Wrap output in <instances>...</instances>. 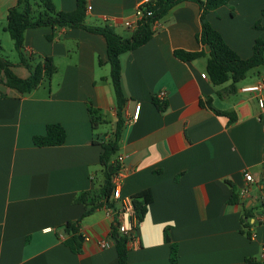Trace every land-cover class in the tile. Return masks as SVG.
I'll list each match as a JSON object with an SVG mask.
<instances>
[{"label": "crops", "instance_id": "obj_1", "mask_svg": "<svg viewBox=\"0 0 264 264\" xmlns=\"http://www.w3.org/2000/svg\"><path fill=\"white\" fill-rule=\"evenodd\" d=\"M16 1L0 0L3 30ZM51 1L58 10L75 8V0ZM139 1L85 0V22L108 24L127 36L122 21ZM262 8L264 0H229L206 19L247 58L254 40L264 38V29L253 28L256 21L264 24ZM199 31L198 5L181 1L157 19L145 44L118 57L124 124L111 161L122 156L121 197L130 199L143 189L152 196L140 221L124 212L131 232L127 264H241L248 257L264 264V106L241 91L264 76L236 86L233 96L222 93L229 82L213 85L201 76L205 56L182 61L173 54L200 50ZM2 50L0 42L10 70L28 77L16 50L14 60ZM22 52L40 68L50 57L55 71L23 94L0 81V264H117L121 199L110 195L108 206L102 198L79 199L87 191L97 196L105 183L100 143L112 136L116 122L105 38L81 28L43 25L24 31ZM152 98L165 101L166 108L158 110ZM215 110L232 112L234 120ZM48 123L63 127L64 141L34 145L32 136L44 134ZM245 170L253 181H245ZM233 194L236 201L230 202ZM245 208L251 237L240 231ZM76 221L78 251L64 243L63 230L66 222Z\"/></svg>", "mask_w": 264, "mask_h": 264}, {"label": "trees", "instance_id": "obj_2", "mask_svg": "<svg viewBox=\"0 0 264 264\" xmlns=\"http://www.w3.org/2000/svg\"><path fill=\"white\" fill-rule=\"evenodd\" d=\"M181 1H192L199 7L200 31L195 35V39L201 45V48L197 51L175 49L173 51L174 56L182 61H190L205 56V75L209 81L213 85H222L229 82L220 91L224 94L235 93V83L244 78L250 69L264 63V38H256L254 40L252 53L247 58H241L229 47L221 34L206 19V14L209 11L226 4L229 0H150L146 7L151 11V15L144 17L143 21L127 36L116 33L108 24H87L85 22V0H75V8L71 11L56 9L51 0H17L16 4L8 9L5 30L13 41L14 49L19 57V63L29 70V76L26 78L16 76L10 70L8 60L0 55V81L5 86L13 88L22 94L38 86L43 77H49L55 71V66L48 56L44 57L42 68L32 66L29 60L24 57L22 43L26 29L43 25L51 27H75L89 32L99 33L105 38L110 66V81L114 94L116 122L112 136L100 143L101 153L99 155V164L103 168L105 183L101 186L97 196L95 193L87 191L83 192L79 199L85 201L88 197H92L93 199L102 198L106 205H109L108 198L112 191L111 177L117 169L116 162L111 161V158L118 150V141L124 124L122 111L125 104V97L120 86L119 55L122 52L133 50L145 44L152 37L153 26L157 19L170 7ZM261 16L264 19V8L261 9ZM253 28L264 29V24L261 25L260 21H256L253 24ZM204 47H207V51ZM3 95V93L0 94V96ZM152 101L158 110L163 111L166 108L165 101H158L156 98H152ZM205 104L210 107V100L207 99ZM215 112L219 115L227 116L229 122L234 120L232 112L221 110H215ZM64 138L65 132L59 123H48L45 126L44 134L33 135L32 142L36 146L59 145L64 141ZM109 165H113L111 171H108ZM130 199L134 215L137 221H140L146 213L148 204L152 200L151 193L148 189H143L134 193ZM229 201H236L235 194L231 196ZM101 202H97L95 206H100ZM92 209L93 207L87 208L84 215L89 214ZM248 209L245 208L242 213L240 231L248 237H251L252 233L249 229L250 223L248 221L250 214L248 213ZM77 223V221L73 223L66 222L63 226V230L67 235L64 243L74 251L79 250L74 247V244H80L78 240L80 233L77 229ZM164 240L170 241L165 230ZM128 242L129 236L117 231L114 236L117 264H127ZM175 259L176 244L171 243L170 260L171 262H175ZM241 264L257 263L248 257Z\"/></svg>", "mask_w": 264, "mask_h": 264}, {"label": "built area", "instance_id": "obj_3", "mask_svg": "<svg viewBox=\"0 0 264 264\" xmlns=\"http://www.w3.org/2000/svg\"><path fill=\"white\" fill-rule=\"evenodd\" d=\"M150 0H140L136 8L134 9L131 16L125 17L122 21V25L127 29L128 31L134 30L144 19V17L151 15V11L147 9L146 7L147 3H149ZM87 8H90L89 6ZM202 77H206L205 74H201ZM241 91L249 92L254 94L257 97L258 105L262 108L264 106V77L258 79L257 81L244 85L241 87ZM163 96V95H161ZM139 104H136L134 106L132 118L136 119L139 113ZM122 161V156H118L116 159L117 168L120 166V163ZM243 176L245 181H253V174L247 170L243 172ZM120 178L121 175L119 173V170L116 169L111 177V184H112V191L111 196L115 199H121L122 201V208L117 210V219H118V225L117 230L120 233L126 234L129 236V242L131 241V232L126 226V223L124 222V212H133L131 200L129 198L121 197V186H120ZM260 179L264 180V149H263V167L261 169ZM100 246H105L104 242H100Z\"/></svg>", "mask_w": 264, "mask_h": 264}, {"label": "rangeland", "instance_id": "obj_4", "mask_svg": "<svg viewBox=\"0 0 264 264\" xmlns=\"http://www.w3.org/2000/svg\"><path fill=\"white\" fill-rule=\"evenodd\" d=\"M128 31H125L123 35H128ZM0 42L2 45V52L3 54L8 56L9 60H14L16 59L17 55L16 52L13 49V42L12 39L10 38L8 32L6 30H3V28L0 27ZM258 74H262L264 76V63L260 66L254 67L250 69L244 78L241 80L237 81L235 83V86H240L245 82H253V80L258 76ZM235 95V93L231 94V96Z\"/></svg>", "mask_w": 264, "mask_h": 264}, {"label": "water", "instance_id": "obj_5", "mask_svg": "<svg viewBox=\"0 0 264 264\" xmlns=\"http://www.w3.org/2000/svg\"><path fill=\"white\" fill-rule=\"evenodd\" d=\"M112 168H113V165H109V166H108V171H111ZM79 239H81V238L79 237Z\"/></svg>", "mask_w": 264, "mask_h": 264}]
</instances>
